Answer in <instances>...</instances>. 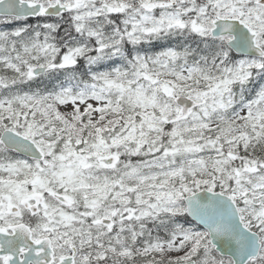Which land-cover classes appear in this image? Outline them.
Wrapping results in <instances>:
<instances>
[{
  "label": "snow or ice",
  "instance_id": "6c2138e0",
  "mask_svg": "<svg viewBox=\"0 0 264 264\" xmlns=\"http://www.w3.org/2000/svg\"><path fill=\"white\" fill-rule=\"evenodd\" d=\"M0 264H264V0H0Z\"/></svg>",
  "mask_w": 264,
  "mask_h": 264
},
{
  "label": "rangeland",
  "instance_id": "374dc122",
  "mask_svg": "<svg viewBox=\"0 0 264 264\" xmlns=\"http://www.w3.org/2000/svg\"><path fill=\"white\" fill-rule=\"evenodd\" d=\"M30 23V22H29ZM33 23H36V22H33Z\"/></svg>",
  "mask_w": 264,
  "mask_h": 264
}]
</instances>
